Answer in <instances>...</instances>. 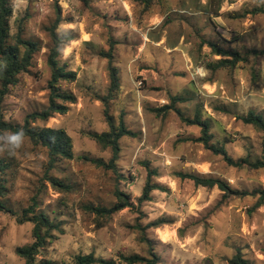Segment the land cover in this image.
I'll return each mask as SVG.
<instances>
[{"label": "rangeland", "instance_id": "obj_1", "mask_svg": "<svg viewBox=\"0 0 264 264\" xmlns=\"http://www.w3.org/2000/svg\"><path fill=\"white\" fill-rule=\"evenodd\" d=\"M10 39L17 35L36 42L38 50L18 82L0 96L3 120L23 125L24 118L47 106L50 69L47 63L54 25L56 33L73 40L60 50L58 61L75 73L73 82L60 81L62 91L76 99L68 111L37 120L38 128L62 129L72 141V159H60L51 169L47 152L24 138L20 147L0 136V158L10 168L2 176L3 200L21 213L37 196L38 210L54 219L60 231L36 257L35 264H72L77 255L126 264L120 256L157 257L156 264H229L240 250L250 264H264V204L254 208L264 190L263 170L229 166L221 155L195 142L200 128L187 125L173 111L156 113L181 96L175 107L187 118L199 114L209 122L211 143L225 148L234 160L260 156L262 134L236 119L253 111L264 118V0H10ZM119 89L107 110L117 125L122 118L135 137L119 140L117 176L82 157H111L88 134L109 130L105 106L109 61L99 56L110 50ZM238 53L232 68L216 69L221 59L209 44ZM1 89V83H0ZM153 190L139 201L147 180ZM176 172L220 179L238 194L224 197L214 188L196 187ZM49 177L65 185H53ZM119 189L131 205L110 215L90 208H109ZM246 193V194H243ZM162 219L165 223L149 226ZM31 223L17 224L0 212V264H24L16 247L32 242Z\"/></svg>", "mask_w": 264, "mask_h": 264}, {"label": "trees", "instance_id": "obj_2", "mask_svg": "<svg viewBox=\"0 0 264 264\" xmlns=\"http://www.w3.org/2000/svg\"><path fill=\"white\" fill-rule=\"evenodd\" d=\"M85 5H88L89 0H79ZM223 0H218L216 9L208 10L210 12L217 13L220 4ZM264 12V11H262ZM12 15V6L10 0H0V96H3L8 92L11 86H14L18 82V76L25 73L31 65L33 55L38 50V44L33 41L23 39L20 35H17L14 42H9L10 39V26L9 20ZM60 10L57 12V17L49 28L51 47L49 49L47 63L50 69V79L48 81L49 96L47 106L40 111H35L28 114L24 118L23 125H15L3 120V116L0 112V136L5 132L15 133L23 131L24 138H28L34 145H39L47 152L48 167L53 168L57 161L60 159H72V141L71 138L62 129L51 128H38L32 124L37 120L46 121L54 114L63 115L68 111L69 105L76 102L75 96L68 91H62L59 87L60 81L73 82L75 80V73L67 71L65 65H60L58 56L60 50L63 48L66 42L73 40L71 33L59 36L56 33V28L60 24ZM211 51L214 55L220 56L221 59L214 63L216 69L232 68L237 62L241 60L238 53L231 52L229 50L216 47L215 44H209ZM113 41L110 43V50L104 52L100 51L99 56L107 58L109 61L108 71L110 86L108 95L100 98V101L105 106L104 114L106 123L109 126V130L101 133H90L89 137L94 140L102 149H110L111 157L105 162L102 159H91L88 157H82L83 160L89 161L96 167H100L104 170H110L117 176L121 175L117 172L116 161L119 153V140L124 137H135V133L128 130L122 118L119 119L117 125H114L113 118L109 115L107 110L108 101L112 98V94L119 89V79L117 70L111 65ZM1 100V99H0ZM184 98L181 96H173L170 98V104L161 107L160 109H153L156 113H166L169 110H173L181 119L182 122L187 125H196L200 128V136L196 139H192L195 142L202 143L205 149L212 151L214 154L221 155L225 162L235 168L248 167L253 170H263L264 174V118L262 115L249 111L244 115H237L236 119L240 120L243 124L252 126L255 130L262 134L261 136V151L259 158L250 160L248 157L240 158L237 160L228 156L225 148L221 145H215L211 143L212 134L209 132V122L201 119L199 114H196L193 118L184 117V115L175 107V103L183 102ZM10 168L8 162L0 158V212L9 213L14 216L17 224L31 223V238L32 242L23 246L16 247L15 253L17 256L24 260V264H35L36 257L45 248L46 244L53 239V232L60 231L59 224L50 219L47 214L38 210L37 196H33L30 199V203L27 207L22 209L21 213H15L6 206L3 200L6 187L4 185L5 179L2 177L5 172ZM156 175L155 171H147V180L142 190V195L139 201H148L150 199V193L153 190H163L157 184L150 182V177ZM175 176L181 180H189L196 187L214 188L216 187L223 192L224 197L228 195H236L237 191L230 189L228 184L220 179L198 176L192 173L176 172ZM49 181L53 185L65 186L56 181L55 178L49 177ZM246 194V193H243ZM116 197V203L109 208L96 207L90 208L97 215L105 216L113 214L119 210H122L131 205L129 196L116 189L114 192ZM252 195H259L254 208H258L264 204V190L254 191ZM165 222L159 219L149 226L158 227ZM149 255L151 258L142 257L137 254L128 256H120V260L126 264H156L157 257L149 249ZM229 264H250L248 260L243 258L240 250H237L236 254L228 260ZM44 264H53L51 261H45ZM72 264H116L114 260H107L100 257H95L93 254L77 255L74 257Z\"/></svg>", "mask_w": 264, "mask_h": 264}, {"label": "clouds", "instance_id": "obj_3", "mask_svg": "<svg viewBox=\"0 0 264 264\" xmlns=\"http://www.w3.org/2000/svg\"><path fill=\"white\" fill-rule=\"evenodd\" d=\"M4 139L6 140V142L13 146V147H20V145L22 144L23 140H24V133L23 131H18L15 133H7L6 136L4 137Z\"/></svg>", "mask_w": 264, "mask_h": 264}]
</instances>
